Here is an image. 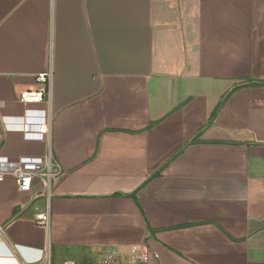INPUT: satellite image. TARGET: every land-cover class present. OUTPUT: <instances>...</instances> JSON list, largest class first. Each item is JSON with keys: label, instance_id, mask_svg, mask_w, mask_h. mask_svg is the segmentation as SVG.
I'll list each match as a JSON object with an SVG mask.
<instances>
[{"label": "crops", "instance_id": "crops-1", "mask_svg": "<svg viewBox=\"0 0 264 264\" xmlns=\"http://www.w3.org/2000/svg\"><path fill=\"white\" fill-rule=\"evenodd\" d=\"M0 174V264H264V0H0Z\"/></svg>", "mask_w": 264, "mask_h": 264}, {"label": "built area", "instance_id": "built-area-1", "mask_svg": "<svg viewBox=\"0 0 264 264\" xmlns=\"http://www.w3.org/2000/svg\"><path fill=\"white\" fill-rule=\"evenodd\" d=\"M50 73H40L36 75L35 82L37 88L24 91L18 95L17 101L23 105L26 104H38L43 101V97L47 94L46 84L49 81ZM49 121L44 117H38L35 112H28L23 118L21 131L32 132L35 131L42 135L49 134ZM60 173L59 166L52 162L50 155H48L44 161L42 169L38 171L25 172L14 171L13 177L15 179L17 190L21 193L28 192L32 185V182L36 178H42L44 189L49 192L51 179L56 177ZM3 179V175L0 174V181ZM35 223L42 227L47 228L49 225V210L38 213L34 217ZM145 255L142 252L140 246H132L126 253H120L112 250L106 251L101 259L100 264H144ZM24 264H50V257L48 252H44L41 259L36 263H24ZM71 264V263H70Z\"/></svg>", "mask_w": 264, "mask_h": 264}]
</instances>
